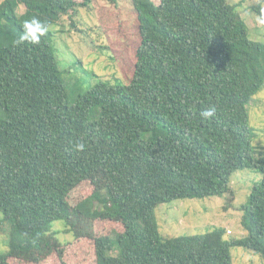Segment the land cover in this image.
Listing matches in <instances>:
<instances>
[{
  "label": "trees",
  "instance_id": "16d2710c",
  "mask_svg": "<svg viewBox=\"0 0 264 264\" xmlns=\"http://www.w3.org/2000/svg\"><path fill=\"white\" fill-rule=\"evenodd\" d=\"M92 2L0 4V213L11 229L0 264H42L61 252L57 221L94 241V264H234V247L264 257V153L256 157L248 109L264 87V42L250 39L227 0H131L140 40L131 79L79 94L50 28ZM251 10L260 17L264 0ZM33 17L49 31L39 44L16 45ZM210 106L215 116L202 118ZM245 169L263 176L241 207L246 236L228 240L223 227L162 235L160 205L224 197ZM99 222L123 230L95 235Z\"/></svg>",
  "mask_w": 264,
  "mask_h": 264
},
{
  "label": "rangeland",
  "instance_id": "374dc122",
  "mask_svg": "<svg viewBox=\"0 0 264 264\" xmlns=\"http://www.w3.org/2000/svg\"><path fill=\"white\" fill-rule=\"evenodd\" d=\"M4 0H0V4ZM159 3L160 0H154ZM238 5V11L249 27L251 40L264 42V25H259V16L251 6L261 0H227ZM20 13L25 7H20ZM76 26H73V21ZM51 39L60 60L65 78L79 94L86 92L100 81L127 83L132 77L135 51L139 44V25L132 9L131 0H93L89 8H82L73 18L64 17L50 28ZM253 144L256 157L264 153V87L248 105ZM262 174L251 170H238L232 176L233 193L224 197L185 199L162 204L156 209L160 230L164 237L194 236L206 234L215 227L227 230V239L247 235L241 225L242 205L246 204ZM91 183L80 187V194L91 192ZM0 213V256L10 251L11 229L3 223ZM73 227V226H72ZM70 225L61 221L54 223L52 231L62 245L42 264H94V241L81 233L79 239L70 231ZM75 229V227H74ZM123 227L115 222H99L94 225L95 235L121 232ZM231 230L232 233L228 231ZM76 231V229H75ZM234 264H264V257L243 247L232 249ZM112 255H116L113 252ZM10 264H19L14 259ZM41 264V263H40Z\"/></svg>",
  "mask_w": 264,
  "mask_h": 264
},
{
  "label": "clouds",
  "instance_id": "9594fccd",
  "mask_svg": "<svg viewBox=\"0 0 264 264\" xmlns=\"http://www.w3.org/2000/svg\"><path fill=\"white\" fill-rule=\"evenodd\" d=\"M259 25H264V12L260 15L257 20ZM23 31L19 38L14 41L16 45L24 44L25 42H29L31 44H39L40 39L49 31V26L42 22L40 19L33 17L29 20H25L22 25ZM216 107L210 106L204 111L201 112V117L204 119H211L216 114ZM77 150H83L84 144L78 143L76 145Z\"/></svg>",
  "mask_w": 264,
  "mask_h": 264
},
{
  "label": "built area",
  "instance_id": "2783aa9c",
  "mask_svg": "<svg viewBox=\"0 0 264 264\" xmlns=\"http://www.w3.org/2000/svg\"><path fill=\"white\" fill-rule=\"evenodd\" d=\"M229 233H232L231 230L228 231Z\"/></svg>",
  "mask_w": 264,
  "mask_h": 264
}]
</instances>
